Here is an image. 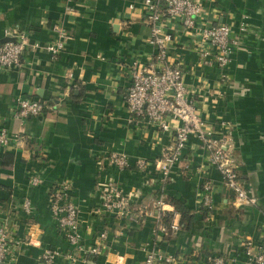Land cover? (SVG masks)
<instances>
[{
	"label": "crops",
	"instance_id": "obj_1",
	"mask_svg": "<svg viewBox=\"0 0 264 264\" xmlns=\"http://www.w3.org/2000/svg\"><path fill=\"white\" fill-rule=\"evenodd\" d=\"M199 2L202 23L226 22L242 40L226 76L221 77L215 63L199 60L196 36L177 20L169 25L168 56L183 63L189 97L202 118L217 129L218 121L229 122L230 150L258 205H233L195 136L161 182L155 160L170 146L171 136L142 121H130L125 103L129 64L155 56L143 0H0V41L9 34H24L30 44H38L25 50L19 66L0 69V129L25 135L18 149L0 146V221L7 219L16 241L9 264H42L40 254L47 248L71 251L47 206L50 186L64 179L72 182L80 208L82 243L96 244L98 233L108 232L101 252L84 259L81 254L77 264H143L148 250L173 256L167 264H209L205 258L214 254H229L232 264H244L239 243L245 236L258 241L264 222V0ZM243 23L245 32L240 29ZM59 28L69 38L52 58L44 45L56 39ZM18 97L44 101L49 107L21 122L10 113ZM110 152L125 154L130 166L119 170L111 165ZM137 159L148 160L147 167H135ZM29 174L41 178L38 186L29 187ZM106 179L120 185L132 217L162 195L169 221L174 212L175 220H181L180 212L167 201L174 198L192 214L189 227L158 240L154 211L138 222L96 213L103 192L100 181ZM209 180L214 207L208 213L201 208L198 192ZM25 197L31 200L30 215L21 207ZM119 229L123 234L116 236ZM29 236L37 239L35 245L21 243Z\"/></svg>",
	"mask_w": 264,
	"mask_h": 264
},
{
	"label": "built area",
	"instance_id": "obj_2",
	"mask_svg": "<svg viewBox=\"0 0 264 264\" xmlns=\"http://www.w3.org/2000/svg\"><path fill=\"white\" fill-rule=\"evenodd\" d=\"M145 10L144 18L149 23V43L155 50L154 58L144 61L134 60L128 66L129 86L125 95L127 111L130 121H142L159 131L168 132L171 144L159 158L155 166L164 182L174 164L180 162L182 153L187 147L191 136L197 137L202 148L208 153V159L219 172L222 185L231 195L232 203L236 208L256 207L258 198L246 186L238 172V161L230 150L232 146V129L228 121L217 122L218 129L207 119L202 118L201 111L189 95L190 91L184 82L183 63L178 58L168 56L172 41V32L169 28L172 20H177L183 30L196 36L195 48L199 60L203 63H215L221 70V77L226 76L225 71L233 60L235 52L242 48L241 38L233 35L231 26L223 21H207L202 23V4L199 0H143ZM246 31V24L240 28ZM10 35V34H9ZM8 35V37H9ZM17 41L7 40L0 43V69H11L21 64L22 55L30 46L34 49L38 44H30L24 34H19ZM69 38L67 32L59 28L55 40L44 45V49L52 58L58 56L64 48L65 41ZM49 105L40 100L18 97L11 108L13 119L24 121L27 118L40 116ZM25 142V135L16 132L10 134L5 128L0 129V146L4 150L18 149ZM108 160L111 165L119 170L130 166L127 156L123 153L110 152ZM148 160L137 159L134 166L143 169L147 167ZM41 178L29 174L28 185L33 188L40 184ZM103 192L100 205L95 210L109 218H128L135 221L151 214L154 211L155 238H166V234L175 235L181 228L175 220L174 212L168 224L161 222V213L165 211L164 196L153 200L152 206L142 205L136 216L132 217L129 200L119 184L112 179L100 181ZM199 203L206 212L213 209L212 182L205 181L199 188ZM47 206L56 228L64 240L71 246V251L63 252L57 248H47L40 254L42 264H56L62 259V264H77L81 258L99 254L102 241L107 238V230L98 233L99 242L93 245H84L81 236L80 208L74 201L73 184L64 179L53 183L48 192ZM23 211L30 215L32 211L31 200L25 197L21 202ZM0 221V264H9L12 256L13 231L6 222ZM261 236L258 241L250 236H245L239 243L244 255V264H264V222L260 227ZM123 234L122 229L115 232L116 236ZM23 244L35 245L37 239L29 236ZM175 258L163 255L155 250L145 252L143 264L170 263ZM209 264H232L229 254H214L207 256Z\"/></svg>",
	"mask_w": 264,
	"mask_h": 264
},
{
	"label": "trees",
	"instance_id": "obj_3",
	"mask_svg": "<svg viewBox=\"0 0 264 264\" xmlns=\"http://www.w3.org/2000/svg\"><path fill=\"white\" fill-rule=\"evenodd\" d=\"M168 202H170L171 204L174 205V207L180 212V215H181V220L178 222L180 228L183 229L184 228H188L189 226V223H191V220H192V214L190 213V211L182 205V203L177 200V199H174V198H168L167 199ZM206 212V211H205ZM169 212L168 211H165V212H162L160 217H161V222L164 223V224H168L169 222ZM172 235L171 234H166V238H170Z\"/></svg>",
	"mask_w": 264,
	"mask_h": 264
},
{
	"label": "water",
	"instance_id": "obj_4",
	"mask_svg": "<svg viewBox=\"0 0 264 264\" xmlns=\"http://www.w3.org/2000/svg\"><path fill=\"white\" fill-rule=\"evenodd\" d=\"M7 40L17 41L18 38H17V37H8V36H7V37L4 38L3 40H1L0 43L5 42V41H7Z\"/></svg>",
	"mask_w": 264,
	"mask_h": 264
}]
</instances>
